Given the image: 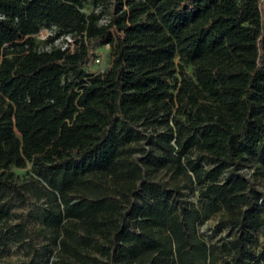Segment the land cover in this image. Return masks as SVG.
I'll return each instance as SVG.
<instances>
[{
  "label": "trees",
  "instance_id": "1",
  "mask_svg": "<svg viewBox=\"0 0 264 264\" xmlns=\"http://www.w3.org/2000/svg\"><path fill=\"white\" fill-rule=\"evenodd\" d=\"M51 25L72 52L42 49ZM261 179L264 0H0V252L264 264ZM8 195L40 204L7 224ZM215 216L228 232L208 243Z\"/></svg>",
  "mask_w": 264,
  "mask_h": 264
},
{
  "label": "rangeland",
  "instance_id": "2",
  "mask_svg": "<svg viewBox=\"0 0 264 264\" xmlns=\"http://www.w3.org/2000/svg\"><path fill=\"white\" fill-rule=\"evenodd\" d=\"M100 50V56L102 58L101 63L92 65V69L94 72L99 71L102 67H106L109 64L110 60V50L108 45H104ZM246 170V169H245ZM13 171L15 174L21 179L26 178L29 175L30 165H27L23 168L14 167ZM247 176H249L250 171H246ZM259 188L264 192V179H261L258 184ZM192 200H195L194 194H191ZM5 200L9 202L11 207V211L14 213L8 220L5 222L7 224H12L19 219L18 216L25 215L28 213L29 210L33 212L34 208L39 206L40 201H36L33 197L29 198L25 202L20 199H17L14 195H8L5 197ZM33 214V213H32ZM217 217H212L204 222H202L198 226V230L202 237L208 243H214L219 237L223 236L228 232L226 228L224 229H216ZM35 223L30 219L29 220V227L32 228ZM259 241L263 240V236L258 233ZM25 249L19 247L18 245L8 242L5 249L0 252V264H22L23 261L27 260V256H25Z\"/></svg>",
  "mask_w": 264,
  "mask_h": 264
},
{
  "label": "built area",
  "instance_id": "3",
  "mask_svg": "<svg viewBox=\"0 0 264 264\" xmlns=\"http://www.w3.org/2000/svg\"><path fill=\"white\" fill-rule=\"evenodd\" d=\"M99 21L101 23H107L108 18L107 16H103ZM34 36L39 40H45L52 37V40L42 47V49L45 50H50L51 47L54 46L61 50L72 52L75 47V36L70 33H58V28L55 25L40 27ZM94 52L96 53L94 63H101L102 58L100 56V50H95ZM104 68L105 67L99 69V72H102Z\"/></svg>",
  "mask_w": 264,
  "mask_h": 264
}]
</instances>
